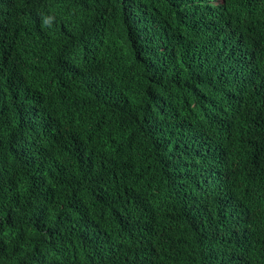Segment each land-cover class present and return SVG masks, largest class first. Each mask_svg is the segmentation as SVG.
<instances>
[{
	"label": "trees",
	"instance_id": "obj_1",
	"mask_svg": "<svg viewBox=\"0 0 264 264\" xmlns=\"http://www.w3.org/2000/svg\"><path fill=\"white\" fill-rule=\"evenodd\" d=\"M0 264H264V0H0Z\"/></svg>",
	"mask_w": 264,
	"mask_h": 264
}]
</instances>
